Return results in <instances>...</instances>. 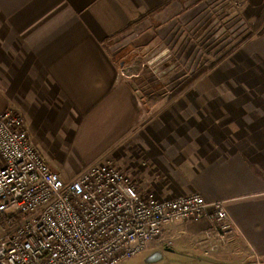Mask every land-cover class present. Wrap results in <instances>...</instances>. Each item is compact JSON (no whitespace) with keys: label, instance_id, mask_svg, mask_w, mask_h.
<instances>
[{"label":"crops","instance_id":"0c3cea01","mask_svg":"<svg viewBox=\"0 0 264 264\" xmlns=\"http://www.w3.org/2000/svg\"><path fill=\"white\" fill-rule=\"evenodd\" d=\"M176 2L0 0V116L21 114L47 154L62 144L52 136H61L81 169L113 157L143 195L225 202L236 224L230 232L206 216L170 224L147 262L191 252L196 264H257L256 257L264 264V34L230 58L239 76L214 75L213 87L187 89L156 117L120 79L108 44L152 29L145 22L163 21Z\"/></svg>","mask_w":264,"mask_h":264},{"label":"built area","instance_id":"2783aa9c","mask_svg":"<svg viewBox=\"0 0 264 264\" xmlns=\"http://www.w3.org/2000/svg\"><path fill=\"white\" fill-rule=\"evenodd\" d=\"M204 216L222 233L236 226L224 201L143 195L110 160L63 179L23 116H0V264H120L148 251L168 225Z\"/></svg>","mask_w":264,"mask_h":264},{"label":"rangeland","instance_id":"374dc122","mask_svg":"<svg viewBox=\"0 0 264 264\" xmlns=\"http://www.w3.org/2000/svg\"><path fill=\"white\" fill-rule=\"evenodd\" d=\"M263 12L264 0H177L163 21L145 22L152 29L145 32L144 28H136L108 44L122 68L120 79L135 87L144 99V109L150 111L148 116L156 117L160 109L172 108L185 97L187 89L213 87L216 77L223 81L225 73L236 72L234 75L239 76V67L230 58L238 56L246 40L264 34ZM224 86L229 85L220 87ZM223 97L221 103L225 106ZM61 138L52 136V142L62 141L51 149L52 153L47 154L42 145L37 147L46 158L52 156L63 179H70L80 171L83 160L64 147ZM103 159L119 165L113 157L98 160ZM149 254L142 253L120 264H196L191 252L178 256L166 253L156 262H147Z\"/></svg>","mask_w":264,"mask_h":264},{"label":"trees","instance_id":"16d2710c","mask_svg":"<svg viewBox=\"0 0 264 264\" xmlns=\"http://www.w3.org/2000/svg\"><path fill=\"white\" fill-rule=\"evenodd\" d=\"M263 14H264V12H263Z\"/></svg>","mask_w":264,"mask_h":264}]
</instances>
